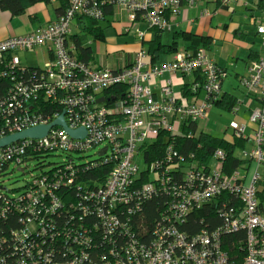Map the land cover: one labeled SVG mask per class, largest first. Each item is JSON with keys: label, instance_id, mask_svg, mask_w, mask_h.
Wrapping results in <instances>:
<instances>
[{"label": "built area", "instance_id": "obj_1", "mask_svg": "<svg viewBox=\"0 0 264 264\" xmlns=\"http://www.w3.org/2000/svg\"><path fill=\"white\" fill-rule=\"evenodd\" d=\"M238 1H260L263 5L262 18L256 27V33L261 39V52L250 63L248 76L240 80L250 98L258 101V107L251 110L249 115V122L255 128L254 136L249 140L245 126L235 129L237 136L249 140L250 148L241 155V158L249 161V169L224 175L221 172L223 154L217 151V161L209 177L201 180L198 189L189 193L180 189L185 194L170 210L173 220L179 223L191 206H202L214 196L229 193L241 199V214L225 219L220 229L211 233L204 231L193 238H186L175 227L164 228L162 234L155 230L152 241L147 245L131 244L122 250L113 249L102 255L99 261L85 254V250L69 260L62 258V261H55L51 248L24 238L27 227L23 226L22 231L12 235L14 243L11 257L0 256V264H236L223 250L220 238L221 233H236L240 230L246 233L244 259L240 264H264V205L263 210H260L256 191L261 175L258 169H264V0H68L67 7L55 22L38 26L25 35L0 41V61L5 64L0 78L9 79V76L10 79H16L7 93H0V139L30 128L49 125L61 115L69 130L84 129L86 132L82 139L76 140L56 126L44 138L24 139L1 148L0 171L6 164L22 166V159L28 152L44 150L85 153L93 147H101L98 151L100 155L106 149L103 155L108 156L105 160L113 161L114 165L105 189L98 196L102 199L106 214L101 207L98 215L103 219L106 238L112 240L115 233L128 236L127 224L117 216L118 208L129 205L135 197H151L157 191L152 185L143 186L141 190L132 188L133 179L138 176L140 169L136 162L137 150L160 130L177 132L183 123H198L205 119L208 108L219 101L223 74L203 48H198L190 56L178 54L173 61L160 66L146 67V52L140 49L129 57L128 66H125V57L121 55L120 69L94 67L95 64L77 58L75 45L71 41L75 33L74 25L80 34L78 19L102 22L104 7H112L116 13L114 17L124 15L130 23L124 33L133 30L137 44H141L145 33L137 28L139 21L145 23L148 30L165 31L169 29L164 14L168 10L176 11L183 4L193 6L203 2L228 6ZM203 15L211 16L214 13L205 11ZM38 48L46 50L45 65L37 70L26 71L21 65L20 55ZM195 72L205 78L204 101L198 105L178 102L172 91V76H191ZM161 78L164 81L161 85L162 102L159 103L154 100L149 82ZM119 85L127 87L126 94L112 92ZM41 98L49 99V103L58 106V109L48 114ZM100 99H103L101 103ZM39 103L43 106L37 105ZM238 105L233 107V114L237 113ZM170 151L168 148L164 161L170 160ZM164 161L152 166L159 172L157 176L160 187L164 186L166 180L169 182ZM194 177L193 173L187 175L188 181ZM66 181L68 185L72 184V180ZM57 184L58 181L54 185ZM52 187L50 183L46 190L51 191ZM37 194L38 191L33 192L34 197L26 205L27 209H37ZM110 207L114 212L108 210ZM60 208L61 203L52 199L41 212V209H37V216L56 213ZM131 212L127 211L126 215L129 216ZM37 216L33 219L40 227H45V221L38 220ZM30 222L27 221L28 224ZM75 241L73 239L72 243Z\"/></svg>", "mask_w": 264, "mask_h": 264}, {"label": "trees", "instance_id": "obj_2", "mask_svg": "<svg viewBox=\"0 0 264 264\" xmlns=\"http://www.w3.org/2000/svg\"><path fill=\"white\" fill-rule=\"evenodd\" d=\"M58 2L60 5L55 9L60 15L67 7L68 0H58ZM50 3L51 0H0V11L7 12L11 17L28 16L36 19L29 14V9L39 4L48 6ZM103 12L104 20L102 22L78 19L81 33H74L71 37L76 48L77 58L82 62L91 63V65H94L93 60L96 61V56L90 43L87 44L83 38L90 36L94 41L102 40L105 37V28L115 22V13L112 7H104ZM150 30L156 32V35L159 34L156 29ZM188 39H190L189 50L193 52L198 48L207 50L210 44V40L206 38L190 36ZM174 50L171 49V46L167 47L161 45L160 42L153 41L147 47L146 54L155 63L160 53L165 52L166 54ZM23 67L26 68V71L40 69L39 66ZM4 68L5 64L0 61V72ZM192 75L194 78L192 82L184 83L176 96L178 102H184L187 105L193 104L200 91L203 90L204 76L199 72ZM8 78H0V93H7L10 85L16 82V79H10L9 76ZM18 79L20 78L18 77ZM126 91L125 85H119L112 89V92L118 93V95H124ZM247 96L250 97L248 94ZM236 102L233 96L224 94L222 97L220 95L219 101L214 105L232 112L233 107L238 103ZM41 103L46 104L45 112L48 114L58 109V106L49 103L47 98H41ZM37 105L43 106L40 103ZM1 127L2 121L0 120ZM178 130L177 132L160 130L148 143L137 150L138 153L136 151V162L140 169L138 176L133 179L132 188L141 190L143 186L152 185L157 191L151 197H135L129 205L118 208L117 216L120 221L127 224L129 233L128 236L123 233H115L112 240L105 237L103 219L98 215L99 208L103 207L104 211L105 207L102 204V199L98 196L105 189L114 162L105 160L108 154H98L101 147H93L85 153L44 150L35 153L28 152L22 159V166L16 167L12 163L4 165L0 171V177L5 175L11 167L24 173L28 162L44 160L54 152L65 155V159L60 164L53 165L48 170H41L38 175L31 176L19 191L5 190L0 186V256L11 257L14 243L11 239L12 235L18 233L19 230L22 231L23 226L27 227V231L23 234L24 238L51 248L55 254V261H62V258L69 260L83 250L86 251L85 254L99 261L102 255L108 254L113 249L122 250L131 244L147 245L152 241L155 230H159L161 233L164 228L175 227L186 238H193L204 231L211 233L220 229L224 225L225 219L238 217L243 211L241 199L229 193H222L219 196H214L202 206H191L182 222L176 223L173 220L170 209L181 201L182 195L198 189V184L202 183L201 180L209 177L217 161L215 157L217 151L223 154L221 172L224 175L229 176L235 171L245 172L249 169V161L241 158L242 152L250 148L249 140L237 136L235 130L230 140L213 136L207 131L201 130L197 133V123H183ZM168 148L171 149V158L164 161ZM90 152H93L91 156ZM73 155L79 157L74 158ZM76 159L82 161L75 163ZM160 161H164L163 164L167 166L169 179V182L166 180L164 186L161 187L157 176L159 172L152 168L153 164L155 166V163ZM44 167V165L39 166L40 169ZM189 173L195 174L191 181H188L187 178ZM66 180H72V184L68 185ZM57 181L58 184L54 185ZM50 183L53 184L51 191L46 190ZM180 189H184L186 192L182 194ZM35 191H38L35 197L38 201L36 208L41 209L40 212L49 205L52 199L59 201L62 208L56 213L48 212L37 216V209L32 211L30 208H26V205L30 204L34 197L33 192ZM256 191L260 210H263L264 171L260 175ZM108 210L114 212L112 207ZM129 210L132 212L127 216L126 213ZM104 213L106 214L105 211ZM35 216L38 220L45 221L46 226L40 227V224L33 219ZM28 220L31 221L30 224L27 223ZM47 223H53V225ZM73 239L77 242L72 243ZM220 239L223 243V250L228 253L229 258L236 264H240L244 259L245 231L221 233Z\"/></svg>", "mask_w": 264, "mask_h": 264}, {"label": "crops", "instance_id": "obj_3", "mask_svg": "<svg viewBox=\"0 0 264 264\" xmlns=\"http://www.w3.org/2000/svg\"><path fill=\"white\" fill-rule=\"evenodd\" d=\"M60 3L58 0L51 1L52 13H49L46 5H35L29 9V14L33 15L36 19L28 16L24 17H11L7 12L0 11V41L9 37L21 36L29 33L32 29L38 26H44L53 23L57 20L59 14L56 12V7ZM263 5L260 1H238L228 6H218L214 3H198L193 6L185 4L176 11L168 10L165 13V19L168 22L169 29L165 31L156 32L148 30L146 24L139 21L137 28L145 33L144 40L141 44H137L138 40L134 36L132 47L134 51L130 53L115 52L114 54H107L105 46L99 45V56L93 64L104 66L111 70L119 69L121 67L119 59L121 55L125 57V62L129 65V57L143 49L147 52V47L153 41L160 42L161 45L171 46L175 49L170 53H160L155 63L152 62L151 57L146 54L144 63L146 67L152 65L160 66L170 63L174 60L176 55L185 54L190 56L193 51L189 50L190 36L201 37L210 40L208 49L206 50L209 57L221 69L223 77L220 80L221 97L224 94L233 95L226 86L225 81L230 82L235 80V83L240 85V80L248 76V69L251 62L255 61L261 52V39L256 33V27L262 18ZM205 11L211 12L214 15L204 16ZM116 14V13H115ZM115 22H120L124 30L130 27L126 16H115ZM17 19V20H15ZM44 19V22H43ZM115 22L111 24L114 28ZM117 25L116 28L120 27ZM132 27V26H131ZM119 29V28H118ZM74 30H77L74 25ZM116 35H119V30H114ZM125 35L128 33L125 32ZM175 44V45H174ZM45 50V49H44ZM113 57L116 62L113 66L108 65V61H112ZM170 78V76H168ZM191 76H172V91L177 96L184 83H191L193 80ZM164 78L153 80L149 82V87L152 91L154 100L161 103V85ZM199 95V94H198ZM238 107L243 105L237 97H234ZM248 106L251 110L258 107V101L250 98ZM196 102V100H195ZM194 102V103H195ZM197 103V102H196ZM253 103L255 104L253 107ZM236 105V104H235ZM216 108L217 105H213ZM219 108V107H218ZM239 112V108L237 113ZM231 113V112H230ZM233 115H238V114ZM236 129V128H235Z\"/></svg>", "mask_w": 264, "mask_h": 264}, {"label": "rangeland", "instance_id": "obj_4", "mask_svg": "<svg viewBox=\"0 0 264 264\" xmlns=\"http://www.w3.org/2000/svg\"><path fill=\"white\" fill-rule=\"evenodd\" d=\"M46 10L49 13H52V7L47 6ZM17 20V19H15ZM44 22V19H43ZM114 28L112 26H108L105 28V37L102 40H93L90 36H85L83 41L90 43L92 51L95 56H99V45L105 46L107 54H114L115 52H122V53H130L134 51L132 47V41L134 42V32L131 30L128 35H125L124 28L121 27L120 22H115ZM117 25L120 27L116 28ZM74 30V29H73ZM114 30H119V35L115 34ZM75 33L78 30H74ZM82 35V34H81ZM83 36V35H82ZM21 65L28 66V67H42L45 65L47 61L46 57V50L43 48L35 49V51L22 53L20 55ZM116 62V59L113 57L112 61H108V65L113 66ZM224 86L230 90V92L237 97L239 101L243 102V105H240L238 115H233L230 112L216 108L215 106H211L207 110V116L205 119L199 121L197 123V133L202 131L210 132L213 136L225 139H231L233 132L236 127L245 126L246 128V135L248 136L249 140H251L254 136V126L249 122V107L248 102L251 100L247 96V91L243 86L238 85L235 83V80L230 82H226ZM205 99V92L203 90L200 91L195 104H201ZM255 104L253 103L252 107ZM250 147V145H249ZM93 152H90V156ZM74 158H78V155H73ZM92 158V157H91ZM65 159V155L59 152H54L50 156L44 158V160H33L26 164L27 169L24 173L18 172L16 169L11 167L6 174L0 177V186L5 190H15L19 191L24 182L30 180L31 176L38 175L41 170H48L50 167L56 164H60ZM82 160H75V163H79ZM44 165L43 169H40V165ZM259 173H262L264 169L260 167L258 169Z\"/></svg>", "mask_w": 264, "mask_h": 264}, {"label": "water", "instance_id": "obj_5", "mask_svg": "<svg viewBox=\"0 0 264 264\" xmlns=\"http://www.w3.org/2000/svg\"><path fill=\"white\" fill-rule=\"evenodd\" d=\"M103 101V99H100L99 102L101 103ZM61 127L66 134L72 138V139H76V140H80L82 139L86 132L84 129H78L75 131H71L67 128L66 123L64 121V117L63 115H61L59 118H57L56 120H54L51 124L49 125H45V126H37L34 128H30L27 130H24L20 133L17 134H13L7 137H4L2 139H0V149L4 148L10 144H13L15 142H18L20 140H24V139H32V140H36V139H41L44 138L46 136V134L48 133V131L52 128V127ZM106 149H103L100 152V155H103L105 153Z\"/></svg>", "mask_w": 264, "mask_h": 264}]
</instances>
